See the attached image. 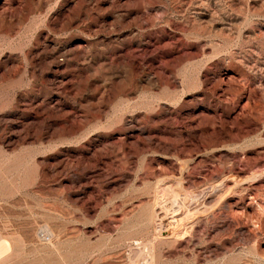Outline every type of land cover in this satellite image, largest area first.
Here are the masks:
<instances>
[{"label":"rangeland","instance_id":"1","mask_svg":"<svg viewBox=\"0 0 264 264\" xmlns=\"http://www.w3.org/2000/svg\"><path fill=\"white\" fill-rule=\"evenodd\" d=\"M0 240L264 264V0H0Z\"/></svg>","mask_w":264,"mask_h":264},{"label":"bare ground","instance_id":"2","mask_svg":"<svg viewBox=\"0 0 264 264\" xmlns=\"http://www.w3.org/2000/svg\"><path fill=\"white\" fill-rule=\"evenodd\" d=\"M158 217H160V216H158ZM157 219V218H156ZM165 224V223H164ZM167 225V224H166ZM165 225V226H166ZM168 229V228H167ZM167 231V230H166ZM2 240H0V248H1V246H2V242H1ZM4 243V242H3ZM5 244V243H4ZM1 250V249H0ZM139 254V253H138Z\"/></svg>","mask_w":264,"mask_h":264}]
</instances>
